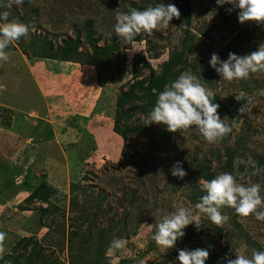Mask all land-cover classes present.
<instances>
[{"label":"rangeland","instance_id":"obj_1","mask_svg":"<svg viewBox=\"0 0 264 264\" xmlns=\"http://www.w3.org/2000/svg\"><path fill=\"white\" fill-rule=\"evenodd\" d=\"M154 2L155 0H24L22 8L14 6L11 9L10 21L15 19L28 24L30 38H24L9 48V61L0 63V102L8 103V109L12 110L0 111V232L7 234L3 257L15 256L13 249L18 241L23 237H31L33 242L37 241L41 246L40 258L34 264H77L82 256L77 255L76 245L86 234L90 231L95 234L97 227H106L111 219L121 221L126 217L127 229L124 231L122 224L118 223L114 232L105 240L104 264H121V261H125L124 264H178V243L165 253L152 240L154 229H150L148 225L159 222L163 215L175 211L179 206L196 211L189 200L191 174L205 160L210 163V171L215 176L222 173L215 155H223L226 146H233L238 137H242L245 142L243 150H253L264 155V139H255L264 137V95L259 94L260 90H264V73L253 74L248 79L259 81L261 87L247 92L243 88L245 80L225 82L209 65L213 53L223 61L233 49L238 56L257 50L264 43V25L247 22L240 24L237 11L229 12L231 6L221 5L223 0L213 1L220 6L223 14L218 13L211 0H190L192 19L189 37H193L194 41L188 61L196 63L200 58L214 71L217 81L210 89L219 95L224 106L227 107L230 100L235 101V97L240 96L241 92L246 94L241 99L244 110L238 113L239 119L234 124L235 130L229 140L209 145L192 130L170 135L167 144H160L163 140L160 133L163 126L160 125L147 126L150 130L148 135L134 134L126 142L114 133L112 126L116 98L134 80V67L142 68L139 59L148 62L158 72L171 52L179 49L184 37H188L181 19H173L168 29L155 32L152 36L141 34L140 41L123 49L125 44L114 33L115 10L128 11L131 3L143 10L148 6H156ZM161 2L177 6L180 0ZM5 10L7 9H0ZM89 20L92 21V31L96 33L94 37L101 35L99 46L117 41L118 51L125 52V65L119 71L115 67V61H111L98 74L93 66L53 62L34 56L44 48L42 40L51 42L55 49L64 39L74 38V31L82 28ZM225 22L227 26H223ZM205 32L210 39L204 36ZM203 69L204 67H200L199 71L205 72ZM142 72V78L148 75L147 70ZM32 79L36 80L44 93V101ZM52 95L59 104L51 103ZM248 97L253 98L251 102H248ZM34 110L41 113L46 111L43 119L47 123L52 121V141L49 143L51 150L44 149V153L48 150L50 159L55 160L48 161L47 165H43L44 168L37 165V168H33L35 172L31 171L32 166L30 170H26L22 165L29 154L24 147H19L21 143L12 149L6 146L10 135L17 136L16 128L21 122L28 125L37 122L38 113ZM69 112L75 114L76 118L72 123L79 129L70 130L71 122H67L65 130L57 131L59 122ZM145 117L137 114L129 123L144 127L142 121ZM26 132L27 129L24 128V134ZM54 132L58 134L57 140ZM90 136L94 139L92 144L88 140ZM80 137L84 138L78 142ZM33 138L36 144L37 135ZM64 142L70 151L66 153V150H62L63 154L59 155L56 147L60 146L62 149ZM126 144L128 148L122 150ZM73 145L78 146L76 148ZM30 146L32 143L29 141V146L26 147L31 149ZM40 148L41 146L36 147V153L39 158H43L45 154L38 152ZM20 149L23 150L19 152ZM192 160L194 163L190 164ZM176 162H181L187 173L182 180L171 175L170 169ZM61 164L67 169L64 174L55 168ZM253 179L255 180L245 178L241 183H260L264 189V179ZM198 184H201V180ZM39 185L56 190L48 199L49 207L45 213L42 210L47 207V203L28 199ZM261 194L264 195V191ZM73 200L74 207L71 205ZM222 211L229 217L223 226L211 224L206 217L200 230L189 225L184 230L185 244L181 250L207 249L210 255L205 264H212V257L217 252L216 243L224 245L228 242L226 257L232 259L235 258V249L245 244L249 256L258 246L264 251V221H257L254 217L241 218L227 207ZM86 217L89 221L83 223L82 220ZM89 223H95L96 226L88 231ZM217 227L223 231L219 241L214 238ZM113 238L125 239L126 247L110 251L109 244ZM31 247L30 244L29 248ZM3 260L7 262L4 258ZM216 260L221 261V256Z\"/></svg>","mask_w":264,"mask_h":264},{"label":"clouds","instance_id":"obj_2","mask_svg":"<svg viewBox=\"0 0 264 264\" xmlns=\"http://www.w3.org/2000/svg\"><path fill=\"white\" fill-rule=\"evenodd\" d=\"M24 0H0V63L9 61L8 49L17 45L22 39L30 38V26L18 20L9 21L11 9L15 6L22 8ZM223 4L231 7L229 12L236 10L240 24L255 23L264 25V0H223ZM115 36L124 44L135 42L138 35L152 36L155 32L166 30L170 21L180 18V11L173 3H159L148 6L143 10L128 7V11L115 10ZM209 65L221 80L232 83L248 80L253 74L264 73V43L257 50L244 56L228 53L226 60L213 53ZM264 95V90H260ZM246 96L241 92L235 97L240 101ZM215 93L205 85L201 77L190 71L182 72L175 81L165 85L158 93L155 105L143 119L144 127L151 125L163 126L170 134L189 132L194 130L209 145H216L223 141L231 132L232 126L226 123L227 118L221 119L218 114L219 105L214 103ZM251 102L252 97H248ZM243 107L240 112H243ZM255 139H264L256 137ZM238 163L250 166V175L264 173L255 161L248 157L247 161L237 157ZM171 175L183 179L187 173L181 162H176L170 169ZM243 179V176H241ZM204 195L193 208L179 206L175 211L163 215L159 222L148 225L154 229L152 240L165 253L172 249L176 242L185 235V229L193 225L197 230L203 227V219L215 226H223L229 217L223 214L225 207L233 209L241 218L254 217L257 221H264V195L260 183L244 184L230 172H222L211 180H202ZM7 234L0 232V258L5 253ZM127 241L123 238H113L109 244L110 251L122 250ZM209 251L203 248L193 250H179L178 264H205L209 258ZM235 258L226 257V264H264V251L253 249L247 254V245L235 249Z\"/></svg>","mask_w":264,"mask_h":264},{"label":"trees","instance_id":"obj_3","mask_svg":"<svg viewBox=\"0 0 264 264\" xmlns=\"http://www.w3.org/2000/svg\"><path fill=\"white\" fill-rule=\"evenodd\" d=\"M161 1L162 0H155L154 4L157 5ZM213 1L215 0H211L212 3ZM130 6L137 8L134 3H131ZM213 6L217 8L218 13L223 14L218 4L213 3ZM176 7L180 11V19L185 24V32L188 37H184L179 49H174L171 52L169 59L162 63L158 72L152 69L148 62L144 61L143 59H139V61L142 62V68L137 69L134 67L132 73L134 80L132 83L127 85V90L122 92L116 98V109L112 129L114 133L118 134L124 142L128 141L130 136H133L134 134L141 135L147 133L148 135L150 133L148 127H143L141 124L136 125L135 123H129V120H131L137 114L143 117L147 116V114L155 105L158 93L164 90L166 84L175 81L185 70L190 69V72L198 77L200 76L201 79L205 81V85L208 88H212L214 83L217 81L214 71L209 66L205 65L202 59L199 58L196 63H191L188 61V55L191 53V48L194 41L193 37H189L192 19L190 0H180L179 5ZM223 26H227V22H225ZM92 29V21L89 20L82 26V28L76 29L74 31V38L68 37L67 39H64L55 49L51 42L42 40V42L45 44L44 48L41 49L40 52L35 53L34 56L51 61L73 62L93 66L97 69L98 74L105 70L111 61H115V67L118 71L122 69L125 65V52L118 51V42L114 41L99 46L98 44L100 42L101 35L99 34L97 38H95L94 36L96 33L93 32ZM204 36L208 39L211 38L207 32L204 33ZM140 40V35L135 37V41L138 42ZM130 45L131 44H125L123 49H128ZM83 46L86 47L83 48ZM229 52L237 54L235 49H233V51L230 50ZM200 67H204L203 70L205 72L199 71ZM142 70L148 71V75L143 78ZM244 82L246 83L243 88H245L244 90L247 92H252L261 87L260 82L257 80H248ZM248 82H250V84ZM246 85L248 86L246 87ZM213 102L219 105L218 114L221 119L227 118L228 123L232 126V129L235 130L234 124L239 119L237 116L243 104L242 100L240 102L236 99L235 101L230 100L228 102V106L226 107L221 103L219 95L215 93ZM1 110L6 109L0 108V111ZM7 126H9V124H7ZM232 132L221 142H227ZM160 133L161 139H163L162 143L160 144H167L169 142L168 138L170 135H173L168 133L164 127ZM92 139L93 138L91 137L88 139L91 144L94 140ZM126 148H128L127 144L123 146L122 150ZM243 148H245V142L243 141L242 137H238L233 146H226L223 155H219L218 153L215 155V158L221 165V172L232 173L237 177L238 181L240 180V182L244 181L245 178H255L253 181L264 179V173L256 176L250 175L253 169L250 166L246 167L244 163H238L236 161L237 157L244 161H247L248 157H251V159L255 161L259 167L264 168V155L260 153L257 154L256 151L253 150H243ZM193 163L194 161L192 160L190 164ZM210 170V163L205 160L200 162L198 164L197 170L191 174V193L189 200L193 205H195L199 201L200 197L205 194L202 184H198V181L211 180L215 177V173H212ZM241 176H243V179H241ZM55 193L56 190L49 189L46 187V185H39L34 190V192L29 195L28 199H36L42 203H47V207L42 210L43 213H45L49 207L48 199ZM74 204L75 202L73 200L71 205L74 207ZM88 221V217L82 220L83 223ZM118 223L122 224L124 231L127 229L128 226L126 217H124L121 221H114V219H111L106 227H97V232L95 234L90 231L85 235L84 238L82 236L83 240L76 245L77 255L79 254L82 256V259H80L81 263L82 261H85L83 264H104L106 262L105 249L107 242H105V240L110 236V234H112V232H114L115 228H117L115 225ZM92 226H96L95 223L88 224V231L92 228ZM216 230L217 232L214 238L219 241L222 238L223 231L218 227ZM177 243L180 247L179 250H181L185 244L184 237L179 239ZM30 244L32 245L31 248H29ZM215 246L217 247V252L216 255L212 257V264H226L225 258L228 254L226 252L229 248V243L226 242L224 245L216 243ZM257 250L261 251V248L258 246ZM13 251L16 253V255H7L6 257H3L5 260H7V262H4L2 258L0 259V264H34V261L40 258L39 256L41 254V246L37 241L33 242L31 237H23L15 245ZM21 251L22 253H20ZM218 256H221V261L216 260ZM80 262L77 264H81ZM124 263L125 261H121V264Z\"/></svg>","mask_w":264,"mask_h":264},{"label":"crops","instance_id":"obj_4","mask_svg":"<svg viewBox=\"0 0 264 264\" xmlns=\"http://www.w3.org/2000/svg\"><path fill=\"white\" fill-rule=\"evenodd\" d=\"M51 61V60H50ZM53 62H56V61H53ZM61 63H63V62H61ZM64 63H69V64H72V65H76V63H73V62H64ZM30 76H31V74H30ZM34 76V75H33ZM32 77V76H31ZM32 81H33V84H34V86H35V88L37 89V92H38V94H39V96L41 97V99H43V101H44V99H46L45 97H44V93H42L41 92V90H40V88L38 87V85H37V83H36V80H33L32 79ZM0 89H1V86H0ZM51 103H53V104H56V103H58L59 104V102H57L56 101V97H54L53 95L51 96ZM6 104V103H5ZM4 103H1L0 102V108H2V109H7V110H10V111H12L11 109H8V107H7V104L5 105ZM10 105H12V104H10ZM54 108H56V107H54ZM63 108V107H62ZM35 111V113H38V118L41 120L42 119V122L40 123L39 122V119H37V122L35 123V124H27L26 122H24V123H22L21 122V125L19 124L18 126H17V136L16 137H14L13 135H10L9 136V139L11 138V137H13V139H8L7 140V142H6V146H8L9 147V149H12V148H14V147H16L17 145L16 144H19V143H21V145H19V147H24L26 150H27V153L29 154V157H28V159L24 162V163H22V165L24 166V168L26 169V170H30V166H32V170L31 171H33V168H37V165H40L42 168H44L43 167V165L45 164V165H47L49 162L48 161H55V160H52V159H50V157L48 156V150H46V152L44 153V149H47V148H49L50 150H51V147H49V143H50V140L52 141V126H53V124H52V121H51V123H47V121L46 120H44L43 119V117H45L46 116V111H43V113H41L40 111H38V110H34ZM40 114V115H39ZM66 114H67V111H66ZM40 116V117H39ZM75 118H76V116H75V114H72V113H70L69 112V115H65V118L64 119H62L60 122H59V126L57 127V131H60V130H65L64 128L66 127V126H68L66 123L67 122H71V126L69 127L70 128V130H74V131H76V129H79V128H76V124L75 123H72L73 121H75ZM50 122V121H49ZM15 125H17V124H15ZM10 126H12V125H10ZM9 127V126H8ZM24 128L25 129H27V132H26V134H24ZM67 128V127H66ZM86 132H88V131H86ZM76 133V132H75ZM54 134V137H55V139L57 140V136H58V134H56L55 132L53 133ZM88 134H90L89 132H88ZM87 134V135H88ZM34 135H37V140H36V142L37 143H40V144H34V141H33V137H34ZM49 135H50V138H49ZM76 135V134H75ZM74 135V136H75ZM91 137V136H90ZM83 138L84 137H80L79 138V140H78V142L79 141H82L83 140ZM62 139V138H61ZM88 139H89V137H88ZM32 140V141H31ZM29 141H30V143H32V146H30L31 147V149H28L26 146H29ZM11 142V143H10ZM67 142V141H66ZM58 143H60V142H58ZM74 144H76V143H74ZM63 145H64V147L61 149V147L59 146V147H56V148H58V153H59V155L61 154H63V152H62V150H66V153L68 152V151H70V149L69 150H67V147H65V142L63 143ZM79 145V144H78ZM78 145H73L74 147L76 146V148H77V146ZM34 146V147H33ZM37 146H41V148L38 150V152L40 153V154H45L44 155V157L43 158H39L38 156H37V151H36V147ZM23 149H20L19 150V152H21ZM39 158V159H38ZM58 161V160H57ZM61 163H63V162H61ZM39 166V167H40ZM65 165H63V164H61L60 166H56L55 168L60 172H62L63 174L66 172V168L64 167ZM36 170H34L33 172H35ZM60 172V173H61Z\"/></svg>","mask_w":264,"mask_h":264}]
</instances>
